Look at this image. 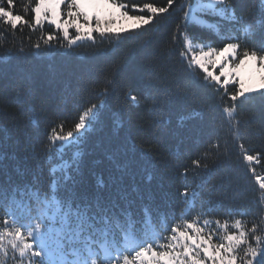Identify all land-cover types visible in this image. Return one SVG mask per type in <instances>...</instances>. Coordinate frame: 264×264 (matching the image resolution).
<instances>
[{
    "label": "trees",
    "instance_id": "trees-1",
    "mask_svg": "<svg viewBox=\"0 0 264 264\" xmlns=\"http://www.w3.org/2000/svg\"><path fill=\"white\" fill-rule=\"evenodd\" d=\"M26 2L15 0V11L23 14ZM131 2L167 6V0ZM185 2L176 0L169 13L145 26L150 31L143 35L125 33L134 38L119 45L98 38L95 45L85 42L72 55L43 45L36 55L32 44L40 35L38 29L0 37V187L9 193L14 188H47L55 179L52 169L60 162L58 153L48 151L51 130L61 124L65 132L73 129L79 116L95 104L100 118L79 146V171L75 181L68 182L72 193L107 195L114 182L122 181L139 190L143 203L169 217L179 216L185 189L199 193L192 216L201 203L257 212L258 185L249 168L264 177V99L256 94L238 108V124L227 121L219 97L204 86L203 72L189 70L178 54L180 44L172 43L182 23L180 4ZM262 6L264 0H234L237 16L253 17L258 23ZM206 19L216 23L220 18ZM220 25L222 35L239 32L235 22ZM191 31L216 48L229 42L206 27L191 26ZM262 39L264 33L258 31L252 38L256 43L250 40L247 47L258 49ZM244 47L242 40L240 51ZM117 66L121 73L113 85L108 81ZM235 88L230 85L229 92ZM130 92L144 98L136 107H129ZM193 113L198 115L189 118ZM240 144L247 154L258 155L259 163L245 162ZM197 160L200 167L193 163Z\"/></svg>",
    "mask_w": 264,
    "mask_h": 264
},
{
    "label": "snow or ice",
    "instance_id": "snow-or-ice-1",
    "mask_svg": "<svg viewBox=\"0 0 264 264\" xmlns=\"http://www.w3.org/2000/svg\"><path fill=\"white\" fill-rule=\"evenodd\" d=\"M175 2L167 0V6H156L131 0H27L20 14L15 11V0H0V37L24 28L38 29L40 35L32 44L36 55L42 45L72 55L85 42L95 45L98 38L101 43L107 40L119 45L124 39L145 34L150 31L145 26L169 13ZM180 8L182 23L177 25L172 43L180 44L178 54L189 70L203 72L204 86L217 94L224 117L236 125L237 110L243 103L255 99L256 94L264 99V74L258 80L249 76L246 81L238 71L252 62L264 73V39L258 49L247 47L258 31L264 33V6L259 23L253 17L237 16L234 0H186ZM210 16L219 17V22L207 20ZM223 21L239 25L238 34L222 35ZM191 26L206 27L229 42L222 48L205 44L192 33ZM28 39L31 41L30 36ZM242 40L245 47L240 51ZM19 51H24L23 46ZM209 66L213 70L219 67V73ZM120 73L117 66L108 82L115 85ZM234 73L240 76L238 81ZM229 84L238 87L229 92ZM142 99L128 93L129 107L138 106ZM99 118V108L93 104L73 129L65 132L61 124L51 130L48 151L58 153L60 162L52 169L55 179L47 188H14L9 193L0 187V264H264V177L256 175L255 168L249 171L258 185V211L251 214L201 203L200 211L192 216L199 193L185 189L179 216L173 213L169 217L143 203L139 190L122 181L114 182L107 195L80 197L72 193L68 182L75 181L74 174L79 171V146ZM239 146L245 162L259 163L258 155L247 154L244 145ZM193 163L201 166L199 160ZM98 183L102 186L104 182Z\"/></svg>",
    "mask_w": 264,
    "mask_h": 264
},
{
    "label": "rangeland",
    "instance_id": "rangeland-1",
    "mask_svg": "<svg viewBox=\"0 0 264 264\" xmlns=\"http://www.w3.org/2000/svg\"><path fill=\"white\" fill-rule=\"evenodd\" d=\"M125 26H127V25H125ZM229 62L231 63V58L230 57H229ZM209 67H210V70H213L211 68V66H209ZM229 70L232 71L231 68ZM213 71L215 72V74H218L219 73V67L215 68ZM238 71L240 73V76H243L246 81H247V78L249 76H254L258 80L259 76L261 74H264V73H259L258 72V66L256 64L252 63V62H249L247 65L241 67ZM240 76H236L235 73H234V78L237 81L240 79ZM221 79L223 80V77ZM230 85L232 86L233 84H229L227 87H229ZM235 85H236V87H238V84H235Z\"/></svg>",
    "mask_w": 264,
    "mask_h": 264
}]
</instances>
